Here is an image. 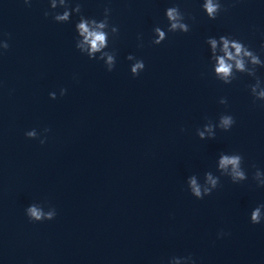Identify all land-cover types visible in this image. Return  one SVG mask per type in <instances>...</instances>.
<instances>
[{"label":"water","instance_id":"obj_1","mask_svg":"<svg viewBox=\"0 0 264 264\" xmlns=\"http://www.w3.org/2000/svg\"><path fill=\"white\" fill-rule=\"evenodd\" d=\"M79 2L98 20L112 9V72L76 48V14L61 24L44 16L49 0H0V39L11 45L0 56V264H168L188 254L197 264H264V223L250 222L264 204L252 179L253 165L264 171V101L253 102L252 77L217 80L205 43L231 35L264 59V0H222L228 11L216 20L204 0ZM174 4L195 16L191 31L154 45ZM129 54L145 62L138 77ZM257 74L264 79V69ZM223 113L235 117L232 130L201 140L205 117ZM45 128L43 145L25 136L36 129L43 138ZM221 152L244 156L248 180L221 176L211 196L195 198L188 177L220 175ZM33 203L55 207L56 218L30 222Z\"/></svg>","mask_w":264,"mask_h":264},{"label":"clouds","instance_id":"obj_2","mask_svg":"<svg viewBox=\"0 0 264 264\" xmlns=\"http://www.w3.org/2000/svg\"><path fill=\"white\" fill-rule=\"evenodd\" d=\"M24 3L31 7L32 0H24ZM50 10L44 12L47 18L51 16L57 23H70L73 14L79 17L75 24L77 32L76 48L82 55H86L91 60L97 58L104 61L107 71L115 70L117 63V53L108 51L110 40H115L120 33L119 27L111 23L112 9L105 7L103 18L96 19L83 14V4L77 0L73 7V0H49ZM63 9V12L57 11ZM202 9L205 11L209 20H216L222 13L227 12L222 0H204ZM165 16L168 21L167 31L162 27L154 28V45L162 44L167 38L168 33H184L191 31V25L186 21L191 19L195 21V16H187L179 6L174 4L165 10ZM8 39H11V33L6 34ZM142 40V37H138ZM205 43L210 49V62L214 71L215 78L225 85H231L234 81L240 79L241 75H247L255 80L254 84L249 85L251 95L256 101H264V79L258 76V69H264V59L261 58L250 45L231 36L221 35L218 38L215 36L207 37ZM11 45L8 40L0 39V56H2ZM143 47V43L139 45ZM129 61H133L131 65V73L138 77L141 72L146 69L143 59H137L134 55L127 56ZM60 96L67 94L66 88L60 89ZM50 98L57 99L56 92H51ZM219 103L227 106L228 100L225 97L220 98ZM207 119V123L202 128L196 129V134L201 140L216 139L217 129L223 132H229L236 124V119L229 113H223L219 116L218 121ZM182 132L187 129L182 128ZM51 132L50 128L43 129V138L41 133L36 129L25 132V136L29 139H38L43 145L47 142V133ZM245 159L239 152L226 153L221 152L217 160L216 168L220 175H215L212 171L204 173V182L201 183L198 175L188 177L187 184L190 193L197 199H204L206 196H211L212 193L221 186V176L231 179L232 183L240 184L248 180V173L245 169ZM252 179L258 187L264 188V171L256 167ZM25 214L30 222L52 221L57 216V210L53 206H48L45 210L43 203H33L25 209ZM250 222L254 225L264 223V204L255 207L250 215ZM219 237L230 235L221 231ZM168 264H197L196 259L192 254L183 257H172Z\"/></svg>","mask_w":264,"mask_h":264}]
</instances>
